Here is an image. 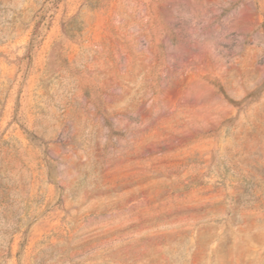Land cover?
Here are the masks:
<instances>
[{
	"label": "rangeland",
	"instance_id": "rangeland-1",
	"mask_svg": "<svg viewBox=\"0 0 264 264\" xmlns=\"http://www.w3.org/2000/svg\"><path fill=\"white\" fill-rule=\"evenodd\" d=\"M0 264H264V0H0Z\"/></svg>",
	"mask_w": 264,
	"mask_h": 264
},
{
	"label": "trees",
	"instance_id": "trees-1",
	"mask_svg": "<svg viewBox=\"0 0 264 264\" xmlns=\"http://www.w3.org/2000/svg\"><path fill=\"white\" fill-rule=\"evenodd\" d=\"M220 90L222 91V93H223L224 95H226V93L224 92L223 88H220Z\"/></svg>",
	"mask_w": 264,
	"mask_h": 264
}]
</instances>
